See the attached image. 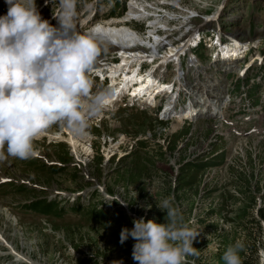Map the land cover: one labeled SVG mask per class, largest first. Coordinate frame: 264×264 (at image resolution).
Here are the masks:
<instances>
[{"label": "rangeland", "instance_id": "374dc122", "mask_svg": "<svg viewBox=\"0 0 264 264\" xmlns=\"http://www.w3.org/2000/svg\"><path fill=\"white\" fill-rule=\"evenodd\" d=\"M112 1L103 0L100 9ZM42 2L36 0V4ZM0 11H7L4 0H0ZM247 11L244 23L257 13L251 4ZM261 15L260 6L255 17ZM251 25L253 37L255 22ZM200 57L204 59L203 53ZM122 63L130 62L120 60L111 67ZM241 85L242 81L233 96ZM109 87L112 92L116 83L110 82ZM258 88L247 92L254 97ZM92 119L85 129L89 134L84 132L92 144L90 155L82 147L78 154L65 143L68 135L58 140L46 135L36 142L37 156L0 161V178L13 181L0 184V235L8 246L0 244V264H112L120 260L135 264L131 255L135 240L130 237L121 245V229H131L132 220L140 217L163 223L166 213L156 203L168 196L174 197L189 227L199 232L193 241L199 256L190 258L195 264H224L225 250L237 241L245 245L243 262L260 264L264 259V122L249 126L245 137L219 140L212 137L209 124L164 125L132 110L107 115L100 124L95 116ZM64 129L68 130L53 126L45 134L51 137ZM120 133L124 138L118 142L122 145L118 151L109 143L103 145V137ZM110 150L119 155L107 162L104 154ZM126 152L130 154L118 160ZM221 154L219 165L208 164L218 161ZM195 161L206 162L207 167L198 174L193 189L179 187L185 164ZM135 164L140 170L134 169ZM132 173L136 183L130 181ZM70 193H80L79 202L67 199ZM45 199L56 201L63 210L53 206L42 215L22 206L33 200L42 204ZM120 201L129 205L122 206ZM83 258L88 262H80Z\"/></svg>", "mask_w": 264, "mask_h": 264}, {"label": "clouds", "instance_id": "9594fccd", "mask_svg": "<svg viewBox=\"0 0 264 264\" xmlns=\"http://www.w3.org/2000/svg\"><path fill=\"white\" fill-rule=\"evenodd\" d=\"M53 26L39 12L36 0H4L0 15V161L27 160L37 154L36 142L53 126L84 134L88 120L107 105L109 93H90L89 73L100 56L94 37L98 28L77 30L78 5L96 0H51ZM122 206L129 204L120 201ZM166 213L163 223L133 219L123 227L119 243L130 237L135 264H195L193 247L199 232L190 228L174 197L156 203ZM241 241L229 246L224 264H243ZM112 264H123L113 261ZM260 264H264L261 259Z\"/></svg>", "mask_w": 264, "mask_h": 264}, {"label": "built area", "instance_id": "2783aa9c", "mask_svg": "<svg viewBox=\"0 0 264 264\" xmlns=\"http://www.w3.org/2000/svg\"><path fill=\"white\" fill-rule=\"evenodd\" d=\"M138 2L141 7L147 8L155 16L159 26L157 31L164 32L160 30L161 26L166 24L167 32L163 38H167V42L172 44L175 58L172 67L167 70L161 67L156 75L159 78L161 74H165L161 79V87L164 89L162 93H158V98L167 92L169 101L174 105H178L179 100L183 101L186 94L193 99L191 100L193 103H197L196 111L200 106L209 107L208 103L213 98L205 96L204 92L212 96H221L219 94L226 88L227 90L232 88L227 74L231 73L233 76L236 75V78L239 77L240 67L248 66L245 63L246 59L254 62L258 58L248 54L250 49L256 50L260 46L264 49L262 38L256 37L254 43L251 42V39L246 37V28L242 25L248 5L257 4L258 9L261 6L262 15L259 21L264 31V0H139ZM148 11L145 10L144 14ZM240 22L241 24H238ZM198 48L206 57L205 61L201 60V52L195 53ZM254 53L255 51L253 55ZM261 58L264 62V54ZM256 71L257 69L252 67L249 75ZM153 93L157 94V90L154 89ZM176 95L178 98H175ZM185 99L186 106L192 105L189 98ZM186 109L187 114H197L196 111L188 110V107L184 108ZM163 110L165 111V108ZM167 112L165 111V114Z\"/></svg>", "mask_w": 264, "mask_h": 264}, {"label": "bare ground", "instance_id": "6f19581e", "mask_svg": "<svg viewBox=\"0 0 264 264\" xmlns=\"http://www.w3.org/2000/svg\"><path fill=\"white\" fill-rule=\"evenodd\" d=\"M96 28L99 29V33L94 37V39L98 47L100 48V50H103L104 52H107V53H114L116 50H120L121 48L123 49L131 48L132 47L131 45L136 44L138 42L142 43V41L139 38H137L138 37L137 35H136L137 37H134V36L129 37V40H127L128 37L117 38L111 35L113 31L118 32L121 29L124 31H127V29L123 27L119 29H114L113 27H106V30H104L100 26ZM112 38L114 41H116L115 44L117 46L112 45V40H111ZM149 45L150 44L147 43L145 46H149ZM166 54H173V50L171 49L167 50ZM137 56H140V54L139 53L136 54L134 50H129V51L125 50L120 54V60L124 62H127V61L130 62L129 65H124V63H122L120 64L119 67L115 68V67H111V65L115 66L114 64H109V63L104 64V67H106L109 72L108 76H109L110 82L116 83V88L113 89L111 94L109 95L108 102L112 101L114 99L113 97H115L118 94H121L119 97H122V95H127L128 90H129L131 92V94H129V97H130L129 99L131 100L138 99V97H140L143 93H147V98L145 99L148 103L152 104V99L154 98V95H155L152 92V90H154V88L156 87L160 88V86L158 84H155V80L149 77V74L151 71L147 72L146 75L138 72L139 61L134 63ZM154 56L156 55H153V57ZM98 60H100V58H98L97 61ZM100 71L101 69L98 68L96 70L97 74H99ZM153 85L155 86L153 87ZM139 86L140 88L136 89ZM160 89H163V88H160ZM141 101L143 102L144 100H141ZM65 132L69 136L68 137L69 143L71 144L72 148L75 151H77L78 154H80L79 150L81 147L82 149H85L84 153H86V156L91 154L90 153L91 147H90V144H88L89 137L84 136V134L81 136H74L71 132H69V130H66ZM59 135L61 134H52L51 136L58 137ZM84 142L86 143V145L84 144ZM80 162L82 163V161ZM26 261L30 262L29 259H26Z\"/></svg>", "mask_w": 264, "mask_h": 264}, {"label": "trees", "instance_id": "16d2710c", "mask_svg": "<svg viewBox=\"0 0 264 264\" xmlns=\"http://www.w3.org/2000/svg\"><path fill=\"white\" fill-rule=\"evenodd\" d=\"M222 159H223V157L220 156L217 159L218 161H214V162L208 163V164L210 166L219 165V163L222 162ZM185 165H186L185 168H183V171L180 173V176H179L180 179H178V181H177L178 182V186L179 187L180 186L181 187H185L186 189H193L194 186H195V183H197V181H198V178H197L198 174L200 172H202L203 170H205V168L207 167L206 166V162L195 161V162H192V163H186ZM136 166H138V164H135L134 169L135 170H140ZM129 178L131 179L130 181H132V183H136L135 173H132V175H130ZM127 181H129V180L127 179ZM41 202H39L37 200V201H35L33 203H30L28 205V208L31 209L33 212L38 213V214H42V215L48 214L49 210H51V208L53 206H57V208H58V205H57V203L55 201L54 202H47L46 200H44L42 204H41ZM58 210L62 211L63 208L59 207ZM102 213L104 214V212H100L99 214L104 216ZM259 215H260V217H263V210L262 209L259 211ZM251 250H254V252H253L254 254L256 253L255 250H257V249H256L255 245H253ZM81 262H88V259L84 258V260H82ZM243 264H249V263L246 260V261L243 262Z\"/></svg>", "mask_w": 264, "mask_h": 264}, {"label": "snow or ice", "instance_id": "6c2138e0", "mask_svg": "<svg viewBox=\"0 0 264 264\" xmlns=\"http://www.w3.org/2000/svg\"><path fill=\"white\" fill-rule=\"evenodd\" d=\"M99 30V29H98ZM114 98V97H113Z\"/></svg>", "mask_w": 264, "mask_h": 264}]
</instances>
